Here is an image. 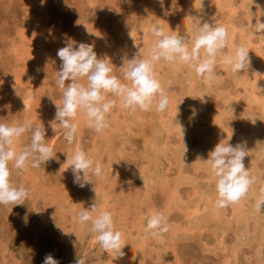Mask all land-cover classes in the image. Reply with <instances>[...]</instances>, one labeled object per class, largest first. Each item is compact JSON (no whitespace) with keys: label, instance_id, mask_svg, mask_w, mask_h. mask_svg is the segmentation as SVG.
Masks as SVG:
<instances>
[{"label":"rangeland","instance_id":"374dc122","mask_svg":"<svg viewBox=\"0 0 264 264\" xmlns=\"http://www.w3.org/2000/svg\"><path fill=\"white\" fill-rule=\"evenodd\" d=\"M245 1L177 0L173 9L172 0H164L169 12L165 16L159 0H45L43 6L41 0H0V123L20 124L27 117L34 125H44L45 141L56 154L39 168L12 169V181L27 188L30 196L24 205H0V264H43L48 254L59 264H75L79 256L86 264H264V212H258L254 203L264 189V85L252 90L238 83L241 74L251 82L254 75L264 73V37L252 27L264 11L258 0ZM196 17L227 29V53L234 55L240 47L249 51L247 73L238 76L217 58L220 78L208 84L193 68L161 60L154 72L169 98L165 111L157 112L155 105L147 112L125 108L109 93L107 99L116 104L103 133H96L83 114L77 117L72 144L61 128L53 132L49 124L56 114L53 100H62L56 84L62 65L57 51L65 46V38L93 44L98 57H109L113 74L127 83L119 68L121 57L131 59L139 50L147 57L156 39L152 23L166 31L178 28L191 46L198 32ZM260 19L264 22V15ZM254 54H260L261 61ZM30 141L31 134L26 133L17 142V151ZM221 141L245 143V168L255 178L237 209L253 208L259 220L256 214L247 223L241 219L240 226L245 223L248 232L240 237L235 207H217L215 177L204 163ZM78 149L102 165L101 176L91 177L94 185L84 188L74 183L66 163ZM205 194L210 197L204 199ZM96 200L100 211L112 213L115 228L122 233V258L114 260L115 254L100 247L90 223L78 222L80 212ZM197 210L202 213L198 216L206 210L213 213L215 221L195 226ZM150 211L164 215L168 232L145 238ZM257 221L259 239L248 241ZM238 238L245 244L239 245Z\"/></svg>","mask_w":264,"mask_h":264},{"label":"clouds","instance_id":"9594fccd","mask_svg":"<svg viewBox=\"0 0 264 264\" xmlns=\"http://www.w3.org/2000/svg\"><path fill=\"white\" fill-rule=\"evenodd\" d=\"M44 3L45 0H41L42 6ZM159 3L164 10V0H159ZM176 4L177 0H172L173 9ZM164 14L168 15V10H164ZM261 15H264V12H259L255 24H252L257 30L258 37H264V22L260 19ZM194 19L199 23L198 32L191 46L178 28L176 30L169 28L166 31L159 25H153L151 33L156 39L147 57L141 50L131 59L127 55L121 57L122 66L119 68L123 70L124 81L127 83L113 74L111 66L113 64L109 57H98L93 44L78 43L65 38V46L57 51L62 65L57 71L56 84L62 91V100L60 103L53 100L56 114L54 120L49 122L53 132H56L57 127L61 128L64 139L72 144L78 131L77 117L83 114L96 133H103L109 127L106 117L116 104V100L107 99L109 93L119 98L125 108H138L147 112L155 105L157 112L165 111L169 105V98L154 72V65L161 60L169 64L181 63L193 68L197 76L208 84L220 78V74L216 71L217 58H221L220 63L231 66L232 72L237 75L241 71L247 73L251 63L249 51L240 47L234 55L227 53L225 51L228 47L227 29L216 23H202L199 18ZM85 80L86 83L83 82ZM13 87L15 88V85ZM4 107L10 108V105ZM26 108L25 104L24 111ZM26 133L31 134L30 144L17 151L16 144ZM45 137L44 125H34L27 117L20 124L0 123V205L19 206L24 205L28 200L30 191L24 186L18 187L12 181V169L27 172L29 168H39L53 159L56 154L46 143ZM246 156L248 151L245 143L233 146L221 141L209 152L208 159L204 163L210 166L211 173L215 177L217 207L223 208L238 203L247 196L250 187L255 183V178L251 177L249 169L245 168ZM199 159L198 157V161ZM66 163H70L74 183L81 188L89 184L94 185L91 177H99L102 174L101 163L94 161L81 149L74 152L70 161L67 156ZM63 167L64 164L61 170ZM93 191L96 192L95 187ZM255 207L258 212H264V189L261 190ZM99 208L96 200L88 209L85 208L80 212L78 222L82 225L90 223L91 231L96 234L100 247L110 256L115 254L114 260L122 258L125 255L122 233L115 228L112 213L107 210L100 211ZM168 230L166 218L162 213L158 211L147 213L145 238L159 237ZM43 264H59V261L48 254ZM75 264H86V262L79 256Z\"/></svg>","mask_w":264,"mask_h":264},{"label":"bare ground","instance_id":"6f19581e","mask_svg":"<svg viewBox=\"0 0 264 264\" xmlns=\"http://www.w3.org/2000/svg\"><path fill=\"white\" fill-rule=\"evenodd\" d=\"M205 1V0H204ZM211 1V0H210ZM213 1V0H212ZM230 1V0H229ZM232 1V0H231ZM254 1V0H253ZM256 1V0H255ZM260 3H259V5H257L258 7L260 6V8L259 9H263V11H264V0H258ZM190 2V1H189ZM196 2V1H195ZM217 2V1H216ZM244 2H246L245 0H244ZM243 2V3H244ZM222 3V2H221ZM247 3V2H246ZM254 3V2H253ZM203 5H204V3H202ZM201 4V5H202ZM207 4V3H206ZM218 4V3H217ZM220 4V3H219ZM188 5V4H187ZM195 5V4H194ZM193 5V6H194ZM209 5H210V3H209ZM256 5V4H255ZM206 7V6H205ZM253 7H255L254 5H252V8ZM159 8H161V7H159ZM189 7L187 6V8L186 9H188ZM195 8H198V6H196ZM201 8V7H200ZM256 8V7H255ZM254 8V9H255ZM149 9V8H148ZM162 9V8H161ZM256 10V9H255ZM156 11V10H155ZM183 11H185V10H183ZM193 11V10H192ZM195 11H196V9H195ZM164 11L162 10V13H161V15H163L164 13H163ZM198 13L200 12L199 11V9H198V11H197ZM155 13V12H154ZM185 13H187L186 11H185ZM193 13V12H192ZM197 13V14H198ZM157 14V13H156ZM155 14V15H156ZM189 14H190V12H189ZM197 14H193V15H195V16H197ZM154 15V16H155ZM165 15V14H164ZM186 15L187 14H185V17H186ZM199 15H200V13H199ZM157 16V15H156ZM166 16V15H165ZM191 16V15H190ZM259 16V15H258ZM159 18H160V16H159ZM196 18H198V17H196ZM155 19H156V17H155ZM188 19V21H189V18H187ZM203 19V18H202ZM157 20V22L158 21H161V20H158V19H156ZM165 20V19H164ZM191 20V19H190ZM204 20H205V17H204ZM206 22H208V23H210L211 24V21L210 20H205ZM166 22V21H165ZM182 22H183V20H182ZM191 22V21H190ZM216 22V21H215ZM156 23V22H155ZM154 23V24H155ZM162 23V22H161ZM163 23H164V21H163ZM192 23V22H191ZM219 23V22H218ZM217 23V24H218ZM142 24V23H141ZM153 23H152V25H154ZM159 24V23H158ZM190 24V23H189ZM189 24L187 23V25L186 26H188V28H189ZM218 25H220V24H218ZM221 26H223V25H221ZM190 27H193V25L191 26L190 25ZM188 28H187V30H188ZM194 29V28H193ZM187 30H185V31H187ZM194 33V32H193ZM187 34V33H186ZM181 35H183V31H182V33H181ZM186 36V35H185ZM252 44V43H251ZM258 52V51H257ZM260 52V51H259ZM258 52V53H259ZM261 53V52H260ZM262 53H263V51H262ZM256 56H258V57H256ZM254 57H256L257 59H259L260 61H261V56H260V54H257V55H255L254 54ZM260 64H262V63H260ZM230 67V66H229ZM262 66L260 65V68H261ZM239 76V75H238ZM241 76H243L242 74L239 76V78H238V83L240 84V85H244V87H245V85H247V86H249L252 90H254L255 88H260V87H262L263 85H264V73L262 72V74L260 73V74H256V75H254V79H253V81H249V80H247L244 76L243 77H241ZM248 76H249V74H248ZM201 92V91H200ZM205 93V92H204ZM253 94V93H252ZM203 95V94H202ZM254 95V94H253ZM204 96V95H203ZM200 109V108H199ZM202 113V112H201ZM257 122V120H254V122ZM260 123V122H259ZM259 125V124H258ZM255 128V127H254ZM253 128V129H254ZM253 129H252V131H253ZM187 133V132H186ZM157 134V133H156ZM185 135V134H184ZM162 136V135H161ZM157 137H159V136H157ZM197 140H199V138L197 139ZM200 141V140H199ZM203 141V140H202ZM198 145H199V143H198ZM194 148V147H193ZM205 148V147H204ZM187 150H188V148H187ZM204 150V149H203ZM114 151V150H113ZM194 151H195V149H194ZM159 152V151H158ZM189 152V151H188ZM198 152V151H197ZM203 152V151H202ZM261 154V153H260ZM151 155H152V153H151ZM196 155V154H195ZM262 155V154H261ZM153 156V155H152ZM193 156H194V154H193ZM263 156V155H262ZM261 157V156H260ZM151 158V157H150ZM155 158H157V157H155ZM193 158V157H192ZM194 159V158H193ZM114 163V162H113ZM155 165V164H154ZM154 170V169H153ZM148 171V170H147ZM146 171V172H147ZM152 171V170H151ZM145 172V173H146ZM149 172V171H148ZM153 172V171H152ZM151 172V173H152ZM144 173V174H145ZM150 173V172H149ZM146 174H148V173H146ZM145 174V175H146ZM148 176H149V174H148ZM146 176V178H148L149 179V177H152L153 176V174H152V176ZM144 177V176H143ZM144 179V178H143ZM155 180V179H154ZM145 181V180H144ZM146 182V181H145ZM149 182V181H148ZM253 188V187H252ZM254 189V188H253ZM252 190V189H251ZM254 191V190H253ZM255 192H253V194H254ZM171 194V193H170ZM255 195H256V193H255ZM205 196V198L204 199H206V198H209L210 197V194H205L204 195ZM111 198V197H110ZM181 199V198H180ZM243 202V199H241L238 203H235V204H233L234 205V207H235V211H234V218H235V221L237 222V228H236V230H237V235L240 237V235H242V234H246L248 231H247V225L245 224V223H247L248 222V218H250L251 217V214H256V215H258V212L256 213V211H254V209L252 208V209H248V211L247 210H245V211H243V209H237V207L241 204ZM254 203H256V202H254ZM205 206V205H204ZM251 207H253V205L251 206ZM197 208V207H196ZM200 208V207H199ZM239 208V207H238ZM256 208V207H255ZM212 211V210H211ZM192 213V212H191ZM195 214H197V215H195ZM198 214H202V213H200V211H195L194 213H193V216H197L196 218L194 217L193 219L195 220V221H193L192 222V224H194L195 226H197V227H199V226H201L204 222H212V221H215L214 219V216H213V213H210L208 210H206V213L204 214V215H199L198 216ZM241 219H246V221H245V223L243 224V226L241 225L240 226V224H239V222L240 221H242ZM258 220H259V215H258ZM215 223V222H214ZM217 223V222H216ZM228 223V222H227ZM262 223V222H261ZM263 224V223H262ZM216 226H214V228H215V232L218 234V232L220 231V228L218 227V224H215ZM258 227H260V223L257 221V224H256V227H255V234L253 235L252 233H248L247 235H248V241H254V240H258L259 239V235H258ZM264 228V227H263ZM261 228H259V230H260ZM252 230V229H251ZM261 232H262V230H261ZM78 235H79V233H78ZM220 237V236H219ZM222 237V236H221ZM225 238V237H224ZM242 238V237H241ZM241 238H238V241H239V245L240 244H242L243 242L241 241ZM261 239V238H260ZM220 241V244H222V242H223V239H220L219 240ZM222 241V242H221ZM262 241V240H261ZM243 244H245V243H243ZM248 244V243H247ZM226 246H228V245H226ZM241 247V246H240ZM228 258V257H227ZM225 264H231L230 262H228V261H226V263Z\"/></svg>","mask_w":264,"mask_h":264}]
</instances>
